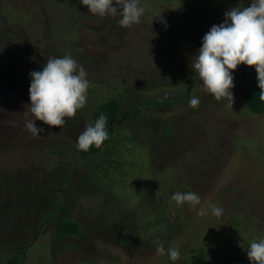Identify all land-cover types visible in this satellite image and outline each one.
<instances>
[{
  "label": "rangeland",
  "instance_id": "rangeland-1",
  "mask_svg": "<svg viewBox=\"0 0 264 264\" xmlns=\"http://www.w3.org/2000/svg\"><path fill=\"white\" fill-rule=\"evenodd\" d=\"M250 3L140 0V23L122 27L119 16L92 14L80 0H0V178H17V192H24L17 199L27 212L0 204V264L8 250L22 254V264H188L193 249L215 237L224 260L229 257L222 264H250L244 244L264 238V114L246 109L238 86L256 71L243 64L234 70L229 107L205 90L190 66L211 26L222 23L229 9ZM66 53L87 71V102L62 128L36 120L45 131L33 135L26 127L32 119L29 72ZM185 86L188 92L176 103L116 124L120 134L136 139L117 146L110 167L103 154L101 160L85 159L91 167L98 163L96 175L86 169L76 140L97 98L132 92L122 110L135 112L142 100L168 102ZM191 96L200 98L196 108ZM165 121L181 129L173 142L178 146L159 135ZM184 146L190 154L212 156V169L190 164L194 174L188 181L180 177ZM184 182L199 194L206 215L187 203L174 205L171 195L185 192L179 185ZM213 204L222 216L211 214ZM54 209V218L44 223L43 214ZM63 220L79 222L84 235L58 237ZM158 241L178 248L180 258L158 254Z\"/></svg>",
  "mask_w": 264,
  "mask_h": 264
},
{
  "label": "clouds",
  "instance_id": "clouds-1",
  "mask_svg": "<svg viewBox=\"0 0 264 264\" xmlns=\"http://www.w3.org/2000/svg\"><path fill=\"white\" fill-rule=\"evenodd\" d=\"M80 3L90 13L101 17L119 16L118 23L122 27L140 23L145 13L140 0H80ZM224 17L222 23L212 25L204 34L190 66L198 74L205 90L217 101L226 100L229 107L234 103L232 73L241 64L254 67L260 99L264 100V0H251L247 7H233L224 13ZM29 78L28 110L32 119L26 122V127L33 135L40 136L39 133L45 131L43 127L36 126V120L62 128L66 124L65 118L74 117L87 102L90 87L87 71L71 54L48 58L42 70L29 72ZM189 104L196 108L200 98L191 96ZM108 136L107 117L100 114L79 134L76 147L83 151L92 146L100 147ZM171 200L177 206L187 203L198 215L207 214L201 197L194 191H176ZM209 208L213 216H222L221 207L213 204ZM156 252L172 261H177L181 255L178 248H165L159 241ZM247 257L250 264H264V238L251 242Z\"/></svg>",
  "mask_w": 264,
  "mask_h": 264
},
{
  "label": "trees",
  "instance_id": "trees-1",
  "mask_svg": "<svg viewBox=\"0 0 264 264\" xmlns=\"http://www.w3.org/2000/svg\"><path fill=\"white\" fill-rule=\"evenodd\" d=\"M121 59L124 60L123 56H121ZM189 88H190L189 86L188 87L185 86L184 89H182L179 93H177V95L173 97L172 99H170L168 102H164V101L158 102L154 99L142 100L141 107L135 112H131L130 110H125V109L122 110V107L124 105V100H126L127 98H131L130 95L132 92L130 93L126 92L125 94L121 93V94H117L112 97L102 96V98L100 99L97 98V101H95V103L91 105L92 107L90 108L89 113L86 115L88 116L86 125L94 122L99 117L100 114H104L107 117V126L109 128V136H108V139L105 140L100 147L92 146L88 151L79 150L76 147L77 148L76 154H78L81 161L85 164L86 169L92 170L93 176L96 175L97 168L99 169L100 167L98 163L97 164L95 163L93 167H96V168H93L90 166L89 163H86L85 159L86 158H98L101 160V159H104V157L102 156L103 154L104 155L106 154V158H108V160L105 159V161L107 162L106 164H109V167H110V164L112 162H116L114 159H112L111 156L115 154L114 151H116L117 146H119V144H122L123 142L124 143L127 141L132 142L136 139L135 138L136 136L135 137L131 136L130 137L131 139H128L129 137L125 135L123 136L122 134H120L119 130L115 128L116 124L123 123L127 119H130L131 116L138 115L142 110L153 111L154 109L160 107L161 105L163 106L164 103H165L164 106L171 105L172 103H176L184 95H186ZM238 94H239L241 101L244 103L246 109L251 114H254V115L264 114V100L260 99V89L257 86V73L251 76L250 78L243 79L239 82ZM176 126L177 125L175 121H170V122L165 121L161 125V131L159 135L166 139V144L169 146H173V145L178 146L177 143H173L177 138L179 139V132L181 130L178 128L176 129ZM178 127L180 128V126ZM180 150L182 151L181 153H179L181 156L180 157L181 159L178 162L180 163L181 166H183V168L179 170L180 171L179 176L184 178L185 181H188L187 175L194 174L191 172L192 170L190 168V167H193V165H190V164H195L202 171H205L207 169H212V161H210L212 156L202 155L199 153L190 154L188 153L189 151L185 149V146L180 148ZM54 152L55 151H52L51 153L54 154ZM216 156L217 158H215V160L218 159L219 155H216ZM93 161L95 162L94 159ZM184 166H187L188 169H185L186 167ZM176 170H178V168H176ZM14 177H15L14 175H12L11 173H8L7 175H3L0 178V204L7 207L8 206L7 204L9 203L10 204L9 208L11 210H15L17 212L19 211L20 214H22L23 216H26L27 212H24L22 210V205H25L23 204L24 200H22L21 198L17 199L19 197V194H21L20 196H24V192H17L18 191L17 189L18 184H16L17 178L16 177L14 178ZM108 177L110 178V175H108L107 178ZM183 184H186V182L181 183L179 185H183ZM5 188L8 191V194L1 192L2 189H5ZM183 188L185 189V192L191 191L189 190V187L186 185H183ZM83 189L85 188L83 187ZM54 200L55 199L53 198L52 202ZM173 202H174V205H176L175 201ZM49 204L50 203L48 202L45 206L47 207ZM59 204L55 206V209L60 206ZM55 209L53 210L52 214H51L52 211L46 214L44 213L45 215L43 214V217H41V219L44 223H48L49 221H51L52 218H54ZM17 215H19V213ZM32 217H36V216L34 215L30 216V218ZM111 224L113 227L117 228L116 224H114L113 222H111ZM38 229L39 230H36V233L40 234L39 233L41 231L40 227ZM55 234L58 237L75 238V237H82L84 235V230L81 227L80 223L77 222L76 220H63L58 224ZM219 240H220V237H217V238L215 237L212 240V242L209 240H207L206 242L204 241V243H202L203 246L193 249L194 257L189 261L188 264H222V261L225 259L226 253L223 251V249L221 248L218 249L217 244H219ZM244 247L248 249L247 242L244 244ZM227 259H229V257ZM227 259L226 261L224 260L226 263L229 262V260ZM2 262L3 264H22L23 255L22 254L20 255L18 253L11 252V250H8L5 253L4 257L2 258Z\"/></svg>",
  "mask_w": 264,
  "mask_h": 264
}]
</instances>
